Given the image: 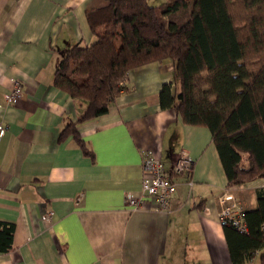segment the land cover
I'll list each match as a JSON object with an SVG mask.
<instances>
[{
    "label": "crops",
    "instance_id": "crops-1",
    "mask_svg": "<svg viewBox=\"0 0 264 264\" xmlns=\"http://www.w3.org/2000/svg\"><path fill=\"white\" fill-rule=\"evenodd\" d=\"M105 4L0 0V121L8 126L0 136V220L15 226L0 264H233L220 199L231 193L253 209L264 180L229 186L211 130L161 107L172 61L132 69L109 111L82 122L83 102L54 83L68 50L94 40L87 12ZM16 78L24 93L9 103ZM75 122L93 155L73 133L61 135ZM147 149L175 183L167 209L149 199L138 209L127 203L128 193L145 194ZM182 151L193 169L176 173Z\"/></svg>",
    "mask_w": 264,
    "mask_h": 264
},
{
    "label": "trees",
    "instance_id": "trees-1",
    "mask_svg": "<svg viewBox=\"0 0 264 264\" xmlns=\"http://www.w3.org/2000/svg\"><path fill=\"white\" fill-rule=\"evenodd\" d=\"M87 18L94 40L71 47L54 79L83 102L78 122L108 112L132 69L170 59L161 107L211 130L229 186L264 180V0H106ZM76 125L61 135L73 133L93 155ZM246 219L247 233L224 225L231 260L259 254L264 264V186ZM14 228L0 220V251L12 249Z\"/></svg>",
    "mask_w": 264,
    "mask_h": 264
},
{
    "label": "built area",
    "instance_id": "built-area-1",
    "mask_svg": "<svg viewBox=\"0 0 264 264\" xmlns=\"http://www.w3.org/2000/svg\"><path fill=\"white\" fill-rule=\"evenodd\" d=\"M24 93L23 83L20 79L13 80L12 90L6 94L7 102H16ZM8 126L0 121V136L6 134ZM144 172L142 186L145 194L136 196L128 193L127 203L134 209L143 207L147 200H151L157 209H167L170 198L175 192V183L170 173L164 168L160 158L152 149H147L144 154ZM193 169V160L186 151H182L174 161L173 170L176 173L189 172ZM192 184V182H191ZM222 209L220 221L223 225H232L243 233L249 231L246 209L242 203L231 193H225L221 199ZM53 211H49L45 216V221L53 218Z\"/></svg>",
    "mask_w": 264,
    "mask_h": 264
},
{
    "label": "rangeland",
    "instance_id": "rangeland-1",
    "mask_svg": "<svg viewBox=\"0 0 264 264\" xmlns=\"http://www.w3.org/2000/svg\"><path fill=\"white\" fill-rule=\"evenodd\" d=\"M163 1H165V0H148V2L150 4H153V5H158V4L162 3ZM258 188H260V187H257L256 189H258ZM252 262H253L252 264H260V259L258 257H255Z\"/></svg>",
    "mask_w": 264,
    "mask_h": 264
}]
</instances>
